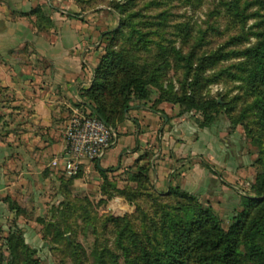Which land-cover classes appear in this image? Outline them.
<instances>
[{
    "label": "rangeland",
    "instance_id": "obj_1",
    "mask_svg": "<svg viewBox=\"0 0 264 264\" xmlns=\"http://www.w3.org/2000/svg\"><path fill=\"white\" fill-rule=\"evenodd\" d=\"M65 1L74 8L64 12L90 22L98 35L91 49L97 54L89 88L96 69L110 60L98 101L88 97L87 103L102 107L116 130L135 108L168 104L180 114L185 105L162 99L192 95L201 108L183 114L180 125L187 131L183 144L177 141L191 153L175 168L169 166L158 138L134 163L109 173L106 182L74 181L61 171H48L8 195L0 191V264H172L175 259L177 264H215L216 252L205 247L216 234L203 227L186 235L202 211L183 198L167 196L170 186L195 196L204 209L212 207L227 231L239 216L234 264H264V242L252 255L241 229L264 200V85L256 81L263 68L259 58H249L258 45L264 51V0ZM50 12L39 7L36 21L30 20L47 31ZM121 70L146 80L149 97L127 99L121 93L127 78ZM8 98L0 91V141L5 143L11 118L5 119L1 99ZM142 166L148 180L144 172L132 178ZM158 167H165L163 178ZM155 192L161 194L157 200ZM164 212L179 217L170 225L168 239H156L165 227ZM13 234L17 237L11 239Z\"/></svg>",
    "mask_w": 264,
    "mask_h": 264
},
{
    "label": "crops",
    "instance_id": "obj_2",
    "mask_svg": "<svg viewBox=\"0 0 264 264\" xmlns=\"http://www.w3.org/2000/svg\"><path fill=\"white\" fill-rule=\"evenodd\" d=\"M39 7L53 10L47 31L30 20L36 21L33 11ZM72 8L65 0H0V91L11 96L1 99L5 119L11 118L7 142L0 141V191L7 195L17 185L28 186L39 173L61 171L69 176L64 171V133L74 111L85 112L90 106L84 91L94 78L97 52L91 49L98 40L90 22L64 12ZM158 110L135 108L117 125V138L104 156L85 160L74 181H101L99 169L131 165L158 138L167 164L175 168L191 153L177 146L187 131L180 125L185 116L173 105L162 104ZM169 144L172 147L166 148ZM155 171L161 178L166 174L165 167Z\"/></svg>",
    "mask_w": 264,
    "mask_h": 264
},
{
    "label": "trees",
    "instance_id": "obj_3",
    "mask_svg": "<svg viewBox=\"0 0 264 264\" xmlns=\"http://www.w3.org/2000/svg\"><path fill=\"white\" fill-rule=\"evenodd\" d=\"M33 13H37V9L34 10ZM115 33H119V30L109 31L105 33L104 35L112 36ZM262 47H263L262 45H258L257 47H254L251 51H249L248 49L249 54H250L249 58L251 60L252 58H257V59L259 58L260 66L261 68H263L261 77L257 78L258 80H256L259 85L261 84V86L264 85V51ZM192 57H193L192 55H189L188 57L189 62H191ZM109 61L110 60L106 58L104 60L105 66L103 67L101 66L96 69V79L94 83L91 85V87L88 90L84 91V95L87 98L89 97L96 102L98 101L99 92L103 89V86H105L107 77L110 74V68H109V63H108ZM131 70L132 68H130V71ZM122 72L123 71L121 70L119 73H121L123 77H127V78L125 79L124 86H123L121 93H123L127 97V99L133 98V99L143 100L149 97L150 92H149V89L147 88L146 80L141 79V77L139 76L131 75L130 73L124 75ZM114 85H115L116 93L119 94V92L121 91V88L118 87L117 83H115ZM162 101H169L172 103L181 104L183 106L185 105L186 107L183 109L180 115L186 112H190L192 110L201 108L200 105L197 103L195 97H193L192 95H187V94L182 95V97H179V98L162 99ZM88 104L90 105V107L92 108L95 114H97L107 124H111V121L106 116L105 110L102 107L98 108V107H94L93 105H91V103H88ZM212 105L217 107L219 106V103L217 100H215L212 102ZM125 109L129 110L130 107L126 105ZM151 110L159 112V110L156 108H151ZM113 171H114L113 169L112 170L99 169V172L104 182L108 181V178H109L108 175L109 173H112ZM143 172L146 173L145 176L148 180V174H147L148 170L145 169V167L143 166L138 168L137 174L133 175L132 178L134 179L141 178L143 176ZM160 196L161 194H159L158 192H155L156 200ZM167 196L183 198L189 202H192L194 205V208L197 211H200V210L202 211V215L193 220L192 224L190 225L191 227L187 229L188 232L186 233V235L188 234L190 237L194 232H198L199 230L203 231L204 229L203 227L208 228V231L212 232L213 234H216L217 236L215 239H211L210 241L211 244H209L210 248L208 246L205 247V249H212L216 252V256L218 260L215 264H234L236 261V254H237V245H236L237 239L236 238L239 235V233L236 234L237 227L240 224L239 216L237 217L238 224L234 225L233 228L227 231L222 227L221 219L219 218L217 213H215L212 207L209 206L206 209H204L195 196H192L187 191H184L183 189H181L180 186H170L168 189ZM251 202L254 203L256 201H251ZM260 203H261L260 205L261 207L258 209L255 216H252L251 219L246 224H242V227H241L242 239L247 247V251L251 253L252 255L253 253H256L261 250L263 246L262 243L264 242V200L261 201ZM161 216L164 219L163 225H165V227H163L160 231L156 232L155 237L156 239L161 238L162 240H165V239H168L169 237L168 229L170 225L176 222L175 219L179 217V214L177 213V214L171 215V213L164 212ZM51 227H54V226L51 225ZM13 237L16 238L17 235L13 234L11 236V239H13ZM19 238H20L19 240L21 242V245L25 248L28 247L27 244L25 243L24 238L23 237H19ZM197 240L199 241L200 239H197ZM67 241L70 242L69 239ZM9 242H10V239H9ZM205 243L206 241H202V242L199 241V244L204 245ZM34 253H35L34 251H31L29 256H33ZM11 264H14V261ZM172 264H177V260L175 259L172 262Z\"/></svg>",
    "mask_w": 264,
    "mask_h": 264
},
{
    "label": "built area",
    "instance_id": "obj_4",
    "mask_svg": "<svg viewBox=\"0 0 264 264\" xmlns=\"http://www.w3.org/2000/svg\"><path fill=\"white\" fill-rule=\"evenodd\" d=\"M64 138V171L74 176L80 172L85 160L93 162L104 156L115 142L117 132L88 106L85 112L74 111Z\"/></svg>",
    "mask_w": 264,
    "mask_h": 264
}]
</instances>
